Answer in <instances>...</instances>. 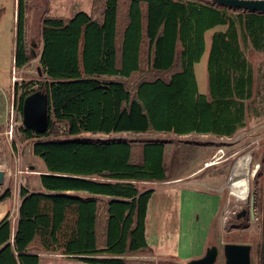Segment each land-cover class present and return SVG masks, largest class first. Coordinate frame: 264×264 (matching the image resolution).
Returning a JSON list of instances; mask_svg holds the SVG:
<instances>
[{
	"label": "trees",
	"instance_id": "16d2710c",
	"mask_svg": "<svg viewBox=\"0 0 264 264\" xmlns=\"http://www.w3.org/2000/svg\"><path fill=\"white\" fill-rule=\"evenodd\" d=\"M17 7L14 67L22 69L30 61L26 0ZM220 26L208 44V32ZM242 40L264 51V13L198 1L93 0L91 13L45 17L38 61L44 79L14 85L22 117L27 96L49 98L47 131L18 129L23 141L35 140L45 170L40 190L21 187L15 226L9 214L0 222V264H41L40 253L133 264L129 256L153 252L147 217L155 190L141 184L173 178L167 143L83 136H235L246 126L254 85ZM207 51L204 94L196 65ZM11 196L6 189L0 200ZM257 205L264 264V187Z\"/></svg>",
	"mask_w": 264,
	"mask_h": 264
},
{
	"label": "rangeland",
	"instance_id": "374dc122",
	"mask_svg": "<svg viewBox=\"0 0 264 264\" xmlns=\"http://www.w3.org/2000/svg\"><path fill=\"white\" fill-rule=\"evenodd\" d=\"M179 1L215 4L214 0ZM92 5L93 0H26L30 61L22 69H16L15 0H0V168L7 173L5 184L0 187V195L6 189L12 192L11 198L3 205L5 208L1 209V215L9 214L13 226L22 200L21 187H27L30 191L40 190L39 175L45 170L43 161L33 153L35 140L23 141L25 139L19 136L18 129L23 126V117L15 109L14 85L18 83L25 88V83H36L44 79L43 74L40 75L38 71L43 19H70L78 12L91 13ZM220 29L224 27L208 32V44L213 32ZM241 44L252 67L254 85L253 97L246 101V126L235 136L220 138L213 134L179 136L172 133L83 136L107 140L124 138L138 143L162 140L167 143L166 165L173 166V178L141 184L145 190L156 191L147 217V240L155 250L136 258L152 261L153 264H189L190 261L203 257L207 248L215 244L220 250L216 264H224V245L241 243L252 246V264H259L257 249L263 239V230L257 203L262 200L264 187V51L255 50L243 40ZM207 58L208 51L196 65L199 90L204 94L208 92ZM220 149L225 152L223 157L214 163L217 165L207 167V163L211 162ZM246 154L251 155L250 169L254 175L250 179L248 198L243 202L230 192L227 184L237 159ZM202 169L203 172L193 176ZM201 182L208 184L203 185ZM216 188L220 190L216 191ZM252 199L255 201V216L239 219L238 213L243 209L249 211ZM133 257L129 258L133 260ZM43 264L87 263L77 258L65 257L49 258Z\"/></svg>",
	"mask_w": 264,
	"mask_h": 264
},
{
	"label": "water",
	"instance_id": "95a60500",
	"mask_svg": "<svg viewBox=\"0 0 264 264\" xmlns=\"http://www.w3.org/2000/svg\"><path fill=\"white\" fill-rule=\"evenodd\" d=\"M214 3L242 9L250 12L264 13V0H214ZM33 55L35 52L33 51ZM42 75L41 67H38ZM23 125L39 133H44L49 127V98L40 92L27 96L23 105ZM34 167L32 166L31 169ZM42 174V173H41ZM6 172L0 168V187L5 184ZM248 210L239 212L238 218L247 215ZM249 213L255 216V201L250 203ZM220 255L219 247L215 244L207 248L205 255L190 261L189 264H216ZM224 264H252V246L250 244L226 243L223 247Z\"/></svg>",
	"mask_w": 264,
	"mask_h": 264
},
{
	"label": "bare ground",
	"instance_id": "6f19581e",
	"mask_svg": "<svg viewBox=\"0 0 264 264\" xmlns=\"http://www.w3.org/2000/svg\"><path fill=\"white\" fill-rule=\"evenodd\" d=\"M212 163L213 162L209 164ZM250 163V154L239 157L234 166L230 181L227 184L230 192L235 195L239 201L243 202L248 198L250 192V179L251 176L254 175L253 172L251 174Z\"/></svg>",
	"mask_w": 264,
	"mask_h": 264
},
{
	"label": "crops",
	"instance_id": "0c3cea01",
	"mask_svg": "<svg viewBox=\"0 0 264 264\" xmlns=\"http://www.w3.org/2000/svg\"><path fill=\"white\" fill-rule=\"evenodd\" d=\"M16 16H17V0H15V13H14V18L16 19ZM215 165H217V164H214L213 166H215ZM210 166H212L211 164L210 165H207V167H210ZM201 172H203V169L202 170H200V172L199 171H197L196 173H194L193 174V176H197L198 174H200ZM6 178H7V173H6ZM226 180V179H225ZM201 181V180H200ZM205 183V184H204ZM201 184H203V185H206V184H208V183H206V182H201ZM222 188V187H221ZM220 190V188H216V191H219ZM156 192V191H155ZM7 199L6 200H4V201H1L0 200V222L6 217V215H1V209H2V207H4L5 205L4 204H6L7 203ZM20 204H21V202H20ZM20 204H19V206H18V208L20 207ZM4 205V206H3ZM5 208V207H4ZM18 211H19V209H17V218H18ZM16 218V219H17ZM15 221H17V220H15ZM153 249V248H152ZM155 250V249H154ZM154 250H153V252H154ZM153 252H151V253H153ZM167 253H170V252H167ZM171 254V253H170ZM40 255H41V264H43L44 262H45V260H47V259H49V258H60V259H63V258H65V257H67V256H64V255H62V254H50V253H40ZM145 255H147V254H140V255H136V256H129V257H133V264H139V261L140 260H145V259H140V258H136V257H141V256H145ZM68 258H71V257H68ZM135 262V263H134Z\"/></svg>",
	"mask_w": 264,
	"mask_h": 264
},
{
	"label": "built area",
	"instance_id": "2783aa9c",
	"mask_svg": "<svg viewBox=\"0 0 264 264\" xmlns=\"http://www.w3.org/2000/svg\"><path fill=\"white\" fill-rule=\"evenodd\" d=\"M224 154H225V152H224L223 149L218 150V151L214 154V156L212 157V160H211V162H213L212 164L217 163V161H219L220 158L223 157ZM237 160H238V159H237ZM211 162H209V163H211ZM209 163H207V165H210Z\"/></svg>",
	"mask_w": 264,
	"mask_h": 264
},
{
	"label": "flooded vegetation",
	"instance_id": "af4514ba",
	"mask_svg": "<svg viewBox=\"0 0 264 264\" xmlns=\"http://www.w3.org/2000/svg\"><path fill=\"white\" fill-rule=\"evenodd\" d=\"M1 193V192H0ZM2 195V194H1ZM1 195H0V197H1ZM239 214V213H238ZM237 217H238V215H237ZM251 218V214L249 213V211L247 212V215L246 216H244V217H242V218H239V219H245V218Z\"/></svg>",
	"mask_w": 264,
	"mask_h": 264
}]
</instances>
